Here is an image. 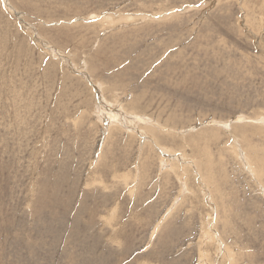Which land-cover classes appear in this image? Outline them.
<instances>
[{
	"label": "rangeland",
	"instance_id": "374dc122",
	"mask_svg": "<svg viewBox=\"0 0 264 264\" xmlns=\"http://www.w3.org/2000/svg\"><path fill=\"white\" fill-rule=\"evenodd\" d=\"M0 264H264V0H0Z\"/></svg>",
	"mask_w": 264,
	"mask_h": 264
},
{
	"label": "bare ground",
	"instance_id": "6f19581e",
	"mask_svg": "<svg viewBox=\"0 0 264 264\" xmlns=\"http://www.w3.org/2000/svg\"><path fill=\"white\" fill-rule=\"evenodd\" d=\"M50 48H51V47H50ZM98 96H100V95H98ZM102 100H104V99L102 98ZM108 104H110V103L108 102ZM108 106H109V105H108ZM112 108H117V107H114V106H113ZM110 110H111V109H109V111H110ZM99 111H100V110H99ZM115 111H117V110H115ZM122 111H123V110H122ZM110 112H112V111H110ZM123 112H125V111H123ZM126 112H127V111H126ZM102 114H104V116H106L107 113L104 111V112H102ZM112 114H116V113H115V112H114V113L112 112ZM124 114H125V113H124ZM128 115H129V114H128ZM113 116H114V115H113ZM130 116H131V115H129V117H130ZM139 116H140V115H139ZM115 117H117V116H115ZM98 118H99V117H98ZM106 118H107V117H106ZM123 118H124V117H123ZM136 118H137V117H136ZM136 118H134V119H136ZM146 119H147V118H146ZM104 120H106V119H104ZM107 120H108V119H107ZM144 120H145V119H144ZM102 121H103V120H102ZM109 121L114 122L115 120H109ZM138 121H139V119L137 120V122H138ZM141 121H142V120H141ZM146 121H147V120H145V122H146ZM107 122H108V121H107ZM116 122H117V121H116ZM145 122H144V123H145ZM149 122H150V120H148V123H149ZM132 123H133V124H132ZM146 123H147V122H146ZM209 123H210L211 126L218 125V126H223L224 128L229 126L228 124H224V123H221V122H214V121H213V122H209ZM108 124H109V123H108ZM112 124H114V123H112ZM130 124H131V126H132V125H134V122H130ZM130 124H129V125H130ZM110 125H111V124H110ZM138 125L141 126V124H139V123H138V124H135L136 127H137ZM131 126L128 127V129H131ZM135 126H133L132 129H136ZM208 126H209V125H208ZM137 128H138V127H137ZM225 129H226V128H225ZM139 130H140V128H138L137 131H139ZM196 130H197V128H196ZM185 131H186V130H185ZM188 132H189V131H188ZM141 133L143 134V133H144V130H143V132H141ZM182 133H183V132H182ZM144 134H145V133H144ZM144 134H143V135H144ZM150 138H151V137H150ZM153 139L155 140V138H152L151 140H153ZM146 140H147V139H146ZM155 143H156V142H155ZM156 144H157V143H156ZM156 144H155V145H156ZM158 145H159V144H158ZM163 148H164V147H163ZM165 149H166V148H165ZM164 153H165V152H164ZM167 154H168V153H167ZM167 156H168V155H167ZM243 156H244V155H243ZM168 159H169V158H168ZM253 166H254V165H253ZM172 169H173V168H172ZM207 194H208V193H207ZM205 196H206V195H205Z\"/></svg>",
	"mask_w": 264,
	"mask_h": 264
}]
</instances>
